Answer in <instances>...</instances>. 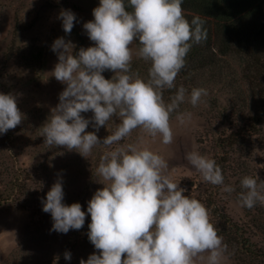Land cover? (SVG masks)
Wrapping results in <instances>:
<instances>
[{
    "label": "clouds",
    "instance_id": "9594fccd",
    "mask_svg": "<svg viewBox=\"0 0 264 264\" xmlns=\"http://www.w3.org/2000/svg\"><path fill=\"white\" fill-rule=\"evenodd\" d=\"M183 0H99L92 21L83 24L94 46L80 48L58 38L51 46L58 63L51 76L66 88L59 104L40 128L48 146L76 151L83 157L98 145L117 144L134 130L141 129L162 143L174 142L170 118L180 105L196 107L208 95L203 88L179 87L170 103L162 91L176 87L175 80L185 67L186 56L193 44L207 39L205 21L195 16L189 22L183 15ZM131 9V10H129ZM70 34L76 15L62 10L58 17ZM148 63V79L131 72L133 50ZM114 73L105 79L104 71ZM92 112L91 119L82 113ZM119 118L115 131L104 138L97 132L113 118ZM191 113H181L184 123ZM23 119L16 97L0 93V134L15 129ZM95 129L87 132L89 125ZM185 160L203 180L224 185L221 168L214 159L188 151ZM169 164L159 154L134 144L118 146L106 152L96 168L104 183L88 202V239L99 254H92L80 264H197L206 256L207 264H221L227 245L210 222L208 209L199 200L184 195L167 175ZM246 191L239 193L242 207L252 209L264 204V181L245 176L240 181ZM222 191L232 193L231 186ZM62 180L58 179L41 200L43 212L52 217L51 231L67 234L80 230L86 219L80 203H63ZM64 258L71 259L65 252ZM59 259L58 257L56 258Z\"/></svg>",
    "mask_w": 264,
    "mask_h": 264
},
{
    "label": "rangeland",
    "instance_id": "374dc122",
    "mask_svg": "<svg viewBox=\"0 0 264 264\" xmlns=\"http://www.w3.org/2000/svg\"><path fill=\"white\" fill-rule=\"evenodd\" d=\"M98 6L99 0H0V93L14 95L23 114L22 122L15 129L0 134V196L21 194L19 204L9 200L0 205V264H80L81 259L87 261L90 255L99 254L87 235L91 223L90 214H87L88 202L106 183L98 176L96 168L106 152L128 144L148 148L163 157L169 164L167 175L171 181L185 190L184 195L205 205L210 222L218 232L224 230L225 218H230L247 229L254 243L264 242V232L253 227V223H258V209L264 208V204L258 202L248 211L238 199L239 193L246 191L240 184L243 177L257 178L258 184L264 181V145L255 141L248 172L241 178L232 175L242 156L231 153L226 164L229 177L220 186L204 181L184 158L186 152L196 151L214 159L216 141L224 131H229L227 119L230 116H226L229 113L224 112V106L220 108L209 102L212 87L207 82V73L203 78L206 81L203 89L208 95L202 97L196 107L186 99L172 113L170 125L174 142L170 145L163 144L159 135L152 137L141 129L134 130L123 143L94 147L86 157L74 150L45 144L40 128L59 104V95L66 88L50 75L58 63V56L51 46L58 38L71 41L75 45L73 56L80 48L94 46L83 24L94 19L92 12ZM62 10H71L76 15L70 34L63 31L62 21L58 18ZM131 48V72L147 80L145 70L141 69L140 73L137 70L148 63L141 61L138 67L135 65L142 60L136 56L138 41ZM232 65L236 68L238 62L232 61ZM102 75L111 79L114 73L106 70ZM227 93L226 89L221 91L223 100L229 99ZM164 101L170 103V99ZM186 112L191 113V119L186 118L181 123L177 116ZM81 115L91 119L93 114ZM118 124L117 118L113 117L96 133L98 138L102 141L104 138L100 135L112 134ZM86 131L94 132L95 129L90 124ZM58 179L63 183V203L69 206L80 203L86 213L84 226L80 230L70 229L67 234L51 231L52 217L42 210L41 200ZM224 186H231L234 191L224 192ZM28 195L33 202L25 199ZM222 237L227 250L221 264H241L243 250H237L238 243H226L227 237ZM65 252L71 254L70 260L64 258ZM197 264H207L206 256L197 260Z\"/></svg>",
    "mask_w": 264,
    "mask_h": 264
},
{
    "label": "trees",
    "instance_id": "16d2710c",
    "mask_svg": "<svg viewBox=\"0 0 264 264\" xmlns=\"http://www.w3.org/2000/svg\"><path fill=\"white\" fill-rule=\"evenodd\" d=\"M182 8L189 22L195 16L205 21L207 39L193 44L186 56L185 67L176 77V87L164 89L163 99H170L181 86L189 94L193 88H203L206 82L203 78L209 74L207 82L212 87L209 102L220 108L224 106V112L229 113L226 116H230L227 119L229 131H224L216 141L214 160L225 179L229 177L226 175L229 156L238 153L242 159L236 162L232 176L241 178L248 172L255 141L264 145V0H183ZM141 61L134 64L137 66ZM232 61L238 62L236 68ZM149 67L146 64L137 71L145 70L148 78ZM224 89L228 90L229 99L223 100L221 91ZM115 118L120 122L118 117ZM105 135L100 136L106 138ZM20 198L21 194L1 195L0 205L9 200L19 204ZM25 199L33 202L30 195ZM258 213V223H253V227L264 232V208L260 207ZM225 219L224 230L218 234L227 237L226 243H238L237 250H243L241 264H264V242L254 243L247 229L230 218Z\"/></svg>",
    "mask_w": 264,
    "mask_h": 264
}]
</instances>
